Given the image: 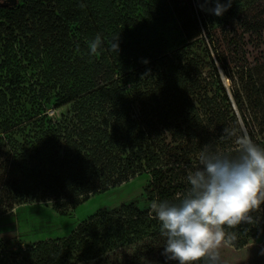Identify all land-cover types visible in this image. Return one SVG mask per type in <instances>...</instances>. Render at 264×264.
<instances>
[{
    "label": "trees",
    "instance_id": "16d2710c",
    "mask_svg": "<svg viewBox=\"0 0 264 264\" xmlns=\"http://www.w3.org/2000/svg\"><path fill=\"white\" fill-rule=\"evenodd\" d=\"M215 4L0 7V212L47 202L73 209L139 175L150 178L148 207L101 210L65 239L24 248L0 240L5 264H176L162 255L166 238L150 217L151 201L178 202L206 144L234 151L247 132L264 146V0H232L222 16L211 11ZM97 34L103 44L92 55ZM118 36L116 53L110 42ZM224 129L233 137L222 138ZM252 215L256 223L226 229L236 233L227 248L258 245L264 253V204Z\"/></svg>",
    "mask_w": 264,
    "mask_h": 264
},
{
    "label": "clouds",
    "instance_id": "9594fccd",
    "mask_svg": "<svg viewBox=\"0 0 264 264\" xmlns=\"http://www.w3.org/2000/svg\"><path fill=\"white\" fill-rule=\"evenodd\" d=\"M232 4L216 0L211 11L222 16ZM83 7V5H81ZM119 36L110 50L119 52ZM97 34L89 42L90 54L102 47ZM234 133L224 129L222 138ZM189 188L178 202L154 199L150 217L160 224L166 238L162 255L176 264H221V249L236 240L235 229L242 223L254 224L252 213L264 204V146L244 132L235 139L234 151L204 145L198 163L187 172Z\"/></svg>",
    "mask_w": 264,
    "mask_h": 264
},
{
    "label": "rangeland",
    "instance_id": "374dc122",
    "mask_svg": "<svg viewBox=\"0 0 264 264\" xmlns=\"http://www.w3.org/2000/svg\"><path fill=\"white\" fill-rule=\"evenodd\" d=\"M246 38L250 40L248 36ZM217 68L224 86L228 88L230 82L225 75V69L218 64ZM32 72L30 68L25 69V77L28 78ZM149 181L148 175H139L105 193L91 195L73 209L61 210L53 203L47 202L25 204L7 213L0 212V240L9 239L12 244H20L24 248L42 242L65 239L77 225L101 210H111L129 203L146 208L149 204L144 191ZM220 251L221 264H264V253L258 245H250L239 251L223 247ZM6 259L0 256V264H5Z\"/></svg>",
    "mask_w": 264,
    "mask_h": 264
},
{
    "label": "water",
    "instance_id": "95a60500",
    "mask_svg": "<svg viewBox=\"0 0 264 264\" xmlns=\"http://www.w3.org/2000/svg\"><path fill=\"white\" fill-rule=\"evenodd\" d=\"M17 4V0H0L1 8H11Z\"/></svg>",
    "mask_w": 264,
    "mask_h": 264
}]
</instances>
